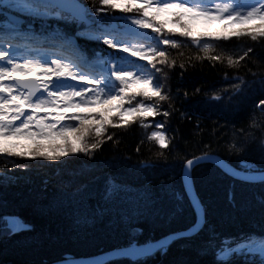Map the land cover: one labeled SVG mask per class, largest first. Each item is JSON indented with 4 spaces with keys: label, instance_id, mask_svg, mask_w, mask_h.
I'll return each mask as SVG.
<instances>
[{
    "label": "snow or ice",
    "instance_id": "6c2138e0",
    "mask_svg": "<svg viewBox=\"0 0 264 264\" xmlns=\"http://www.w3.org/2000/svg\"><path fill=\"white\" fill-rule=\"evenodd\" d=\"M163 14L170 18L162 19ZM189 16L240 23L253 18L264 20V0H0V137L43 139L54 133L64 139L59 147L45 148L35 143L27 151L0 147V153L51 162L43 165L38 159L33 161L37 169H54L43 173L35 202L47 201L45 207L58 210L76 225H97L107 217L108 223L116 221L126 227L123 243L97 255L76 257L55 251L38 262L21 260L17 264H154V258L166 256L177 241L190 242L197 258L172 260L167 264H264V196L258 198L259 218H247L255 227H244L245 220L237 214L254 204L246 198V190L259 187L264 192V137L258 140L254 133L244 129L231 143L217 144L215 148L205 144L199 155L180 156V188L175 186L172 174L159 181L160 190L177 202L178 211L186 197L195 220L186 229L141 240L140 222L151 215L152 206L159 199L149 186L151 182L133 184L114 174L105 175L98 182L95 176L84 178L86 162L81 161V167L71 166L81 160L77 153L88 161L95 159L92 150L98 149L101 142L89 144L85 138L93 125L99 137L105 125L113 124L109 115L113 109L105 108L98 114L99 118L97 114L72 115L71 121H82L75 125L62 124L65 116L59 112L52 116L61 104L65 108H80L127 101V107L115 105L119 122L128 124L124 116L137 114L136 118L144 125L147 117L159 114L160 102L167 101L168 110L162 114L168 117L175 101L189 96L187 92L180 96L179 90L172 93L162 82L167 78L164 67H157V63H167L166 49L162 46L184 42L161 33L165 29L172 33L173 29L167 25L175 23L182 29L181 36L190 37L199 45L201 41L187 24ZM240 35V32L230 34ZM248 35L252 40L259 37L264 43V30ZM223 39L228 40L229 36ZM212 47L207 39L203 40L205 53ZM251 51L249 48L245 55ZM236 80L230 95L241 98L256 83L241 77ZM137 82L149 85L151 92H130V85ZM258 83L264 89V76ZM215 99L219 101L222 97ZM133 101H136L134 105ZM254 107L264 113V99ZM41 112L44 115H38ZM47 117L52 119L49 121ZM155 126L163 128L160 121H155ZM253 126L254 120L249 127ZM258 127L264 130V125ZM151 136L160 146L167 147L163 130L153 131ZM252 144L258 146L256 158L251 155ZM220 152L226 153L227 158ZM10 163L15 172L0 177V205L5 208L0 215V241L13 240L33 230L20 215L7 212V200L3 196L6 190L21 184L31 191L32 179L28 174L33 164ZM209 164L227 184L228 210L215 222L209 218V208L195 187L194 173ZM155 167L153 163L145 165L146 169ZM134 197L142 201L139 206ZM128 202L133 206L124 207Z\"/></svg>",
    "mask_w": 264,
    "mask_h": 264
},
{
    "label": "trees",
    "instance_id": "16d2710c",
    "mask_svg": "<svg viewBox=\"0 0 264 264\" xmlns=\"http://www.w3.org/2000/svg\"><path fill=\"white\" fill-rule=\"evenodd\" d=\"M167 28H172L173 32L167 33L165 29L162 35H172L178 42L184 43L162 46L166 49L167 63H157V67H164L167 74V78L162 81L165 88L174 94L179 90L180 96L187 92L189 98L177 99L173 109L169 110L168 117L162 114L168 110V102H160L162 107L159 114L144 120L146 127L135 116L128 124H119L116 120L113 124H107L99 137L96 136L95 130L90 131L85 138L86 143L101 142L98 149L92 150L95 159L88 161L83 154L77 153L75 155L81 157V160L71 165L81 167V161L86 162L83 165L86 169L84 178L95 176L98 182H102L105 175L113 174L133 184L151 182L149 186L159 199L152 206L151 215L140 222L143 228L141 240L149 236L160 238L170 232L186 229L195 220L186 197L179 204L178 211L177 202L165 197L160 190L159 181L172 174L175 175V186L180 188V156L199 155V149L205 144H211L215 148L217 144L231 143L244 129L254 133L258 140L264 137V130L258 127L264 125V113L254 107L260 99H264V89L258 83L264 76V43H261L260 38L252 40L250 35L241 34L239 37H229L228 40L209 41L213 47L205 53L203 43L197 45L192 42V38L181 36L182 29L175 23H169ZM249 48L252 51L245 55ZM229 60L232 63H229ZM182 64L183 68L180 67ZM237 77L256 82L242 98L230 95L232 86L238 82ZM130 89V92L146 91L142 86ZM128 94L125 93L126 96ZM217 96L222 99L217 101ZM139 99L141 98L137 97V100ZM123 102L128 105V102ZM135 102H132L133 105ZM253 120L255 126L250 128ZM155 121H160L163 128H157ZM161 130L165 132L167 147L160 146L151 136L153 131ZM250 151L252 158L258 157L257 144H252ZM161 152L163 156L158 155ZM220 154L227 158L226 153ZM17 157L0 153V177L15 172L10 161L32 163V171L28 174L32 179L31 191L21 184L17 188L6 190L3 196L7 200V212L20 215L33 226V230L13 240L0 241V264H17L21 260L38 262L42 258L50 257L55 251L76 257L96 255L124 242L126 227L123 223H108V218L105 217L104 221L97 225H76L58 210L45 207L47 201L35 202L43 173L54 169H37L33 163L36 158ZM38 160L43 165L51 163L45 159ZM149 163L155 164L156 167L146 169L145 165ZM194 176L196 190L209 208V218L215 222L228 210L225 200L227 184L220 178L218 170L210 164L199 169ZM245 196L253 200L254 204L237 214L245 220L244 227H255V223L249 222L247 218H259L261 209L258 198L264 196V192L257 187L246 190ZM133 199L136 200L137 206L142 203L136 197ZM131 206V202L124 205ZM4 212L5 208L0 205V215ZM92 235L94 243L91 245L89 237ZM48 236L57 239L52 240L47 238ZM195 258L197 257L190 242L177 241L172 244L166 256L155 257L154 264Z\"/></svg>",
    "mask_w": 264,
    "mask_h": 264
},
{
    "label": "rangeland",
    "instance_id": "374dc122",
    "mask_svg": "<svg viewBox=\"0 0 264 264\" xmlns=\"http://www.w3.org/2000/svg\"><path fill=\"white\" fill-rule=\"evenodd\" d=\"M218 2H223V0H218ZM168 14H163L162 19L168 18ZM187 24L191 31L193 32L194 36L203 43V40L207 39L208 41H217V40H223L224 36H230L231 33L234 32H240L241 34H248L250 32H256L257 34L259 31L264 30V20H260L258 18H253L248 21H244L243 23L236 22V21H228L225 20H209L204 17H195L192 18L191 16L186 18ZM168 27V25H167ZM135 86H142L145 88L146 91L151 92V88L149 85H145L142 82L133 83L130 85V88H133ZM131 90V89H130ZM129 90V91H130ZM127 102V101H125ZM117 104H123V107H127L128 105H124V102L120 101H112L110 104L107 105H101L97 104L93 107H80V108H65L63 104H61L60 109L53 111L52 116H55L57 112L65 116V120L61 121L62 124H68L72 123L73 125L77 123H81L82 121H71L69 117L72 115H81L84 117H87L92 114H97V118H99L98 114L101 113L105 108H112L113 113L109 114L111 115L112 120H116L119 122L118 116L115 114V105ZM44 115V113H38V115ZM136 114H129L125 115L124 119L131 121ZM153 117V116H152ZM47 119L50 121L52 117H47ZM88 122V121H83ZM119 124H121L119 122ZM106 125L104 126V128ZM33 131L34 128L32 129ZM91 132H94V125L91 130ZM66 135H72V134H66ZM35 143H39L43 145L45 148H51V147H59L64 144V139L62 136L55 135L54 133L50 135L47 138H35V137H29V136H4L0 137V147L8 148L16 151H27L29 150ZM166 144V142H165ZM15 154H13L14 156ZM17 156V155H15ZM21 158V157H17ZM32 158V157H28ZM36 159H43L44 158H36ZM46 162H49L46 160Z\"/></svg>",
    "mask_w": 264,
    "mask_h": 264
},
{
    "label": "bare ground",
    "instance_id": "6f19581e",
    "mask_svg": "<svg viewBox=\"0 0 264 264\" xmlns=\"http://www.w3.org/2000/svg\"><path fill=\"white\" fill-rule=\"evenodd\" d=\"M40 115V114H39ZM35 130V129H34ZM94 239H93V235L91 236V237H89V242H90V244L92 245L93 243H94V241H93ZM97 255V254H96Z\"/></svg>",
    "mask_w": 264,
    "mask_h": 264
}]
</instances>
